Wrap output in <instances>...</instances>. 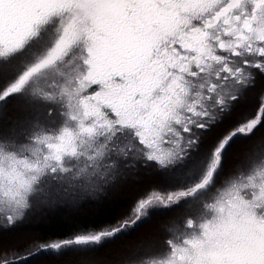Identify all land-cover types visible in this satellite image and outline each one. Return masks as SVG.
<instances>
[{
    "label": "snow or ice",
    "instance_id": "1",
    "mask_svg": "<svg viewBox=\"0 0 264 264\" xmlns=\"http://www.w3.org/2000/svg\"><path fill=\"white\" fill-rule=\"evenodd\" d=\"M258 80L264 0H0V105L23 113L0 122L3 225L53 194H106L154 171L168 190L40 251L115 240L183 202L124 264H264V150L220 178L232 145L264 128V91L245 108ZM0 264L24 261L0 249Z\"/></svg>",
    "mask_w": 264,
    "mask_h": 264
},
{
    "label": "trees",
    "instance_id": "2",
    "mask_svg": "<svg viewBox=\"0 0 264 264\" xmlns=\"http://www.w3.org/2000/svg\"><path fill=\"white\" fill-rule=\"evenodd\" d=\"M256 87L260 90H251L248 103L245 105L249 114L255 108L256 97L264 91V80H258ZM22 115L23 113L17 105H0V122L5 125L15 121ZM225 127L227 125H221L220 128L214 131V134L219 135ZM263 138L264 128L258 130L250 139L242 140L245 145L239 147L235 153L239 155L242 151H255V149L250 148L252 142ZM234 149L231 147L232 151ZM235 153L234 156L237 157ZM224 163L227 168H233L238 164L234 158L228 160L227 156ZM224 174H226V168L221 174V179ZM149 188L158 189L162 193L168 190L169 185H166L163 178L156 172L141 170L138 177H129L122 187L117 190L116 196L108 202L102 203V206H86L76 212L70 211L66 207L71 204L77 206L78 200L96 195V193H85L80 196H65L63 193L53 194L49 203L35 206L11 227L4 226L3 220L0 218V249L19 253L24 264H73L75 258L78 257L73 251L81 249L89 251L90 254L78 258L76 261L79 264H85V261H88V264H124L125 260L122 263L120 262L140 240L147 236H153L152 233H149L150 229L154 230L156 227L163 225L164 231L166 223L169 226L180 220L179 218L174 219L175 215H169L170 218L160 224L152 220V215L159 212L164 213L167 210H176V207L181 203L171 208L152 210L146 215L144 221L127 235H121L115 240L100 245H76L73 243L68 248H62L58 251H40L41 242L75 241L79 236L92 235L98 230H107L114 222L125 216L136 198ZM66 203L68 205L65 207ZM150 222L153 223L149 225ZM157 238H160V235Z\"/></svg>",
    "mask_w": 264,
    "mask_h": 264
},
{
    "label": "rangeland",
    "instance_id": "3",
    "mask_svg": "<svg viewBox=\"0 0 264 264\" xmlns=\"http://www.w3.org/2000/svg\"><path fill=\"white\" fill-rule=\"evenodd\" d=\"M255 90L259 91L260 89H258L256 87ZM250 94H251V92L249 93V96H250ZM214 135H217V134H214ZM244 145H245V142H243L242 140H238L235 144H233L232 149H234V148H236V149L233 150L234 152L231 150V148L228 150L227 155H226L227 159L231 160L232 158H234L235 161H237V162L240 161L244 157V155L246 154V151H242L241 154H239V155L236 154L235 152H237L239 147H242ZM250 148L255 149V151H257V152L264 150V138L260 139V140L253 141ZM234 153H235V155H237V157L234 156ZM225 168H226V173L232 169V168H227V167H225ZM124 182L125 181H121L116 188L108 190L106 194L96 193V195L88 196V197H85L83 199L78 200L77 206H75V204H71L72 206L71 205L67 206L69 203L68 202L65 204V207L67 206L66 208L68 210L75 211V212L80 210V209L81 210L84 209V207H86V206L100 207L103 205L102 203H106L116 196L117 190H119L122 187ZM166 185H168V184H166ZM188 207H189V205L181 203L179 206L176 207V210H167L164 213H160V212L155 213L152 215L151 218H152V220H155V221L159 222L160 224H163L165 221H167L170 218L169 215H175L174 219H177V218L182 219L183 216L187 214V208ZM37 208H39V207H37ZM32 213H34V212H32ZM20 218H18V219H20ZM152 223L153 222H150L149 225H151ZM166 227H167V223L165 224V228ZM149 233H152L154 237H157L159 235H160V237H162L164 235L163 225L156 227L154 230L150 229ZM73 253L78 255V257H76L75 260L73 261V264H79V262L76 261L78 258H83L84 256L90 254V252L85 251V249H81L78 251L75 250V251H73ZM73 253H71V254H73ZM127 256H128V254L125 256V258L122 259V261L120 263H122L124 260H126ZM84 263L88 264V261H85Z\"/></svg>",
    "mask_w": 264,
    "mask_h": 264
}]
</instances>
